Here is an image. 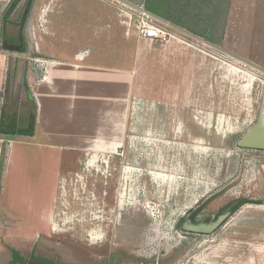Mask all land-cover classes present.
I'll return each instance as SVG.
<instances>
[{"label":"rangeland","instance_id":"rangeland-1","mask_svg":"<svg viewBox=\"0 0 264 264\" xmlns=\"http://www.w3.org/2000/svg\"><path fill=\"white\" fill-rule=\"evenodd\" d=\"M188 1L186 16L202 29L196 17L209 22L218 1ZM13 3L1 31L19 44L7 51L3 91L16 129L34 127L29 73L41 76V57L79 53L130 80L128 99L113 82L108 101L92 102L98 142L83 144L72 165L48 151L41 173L38 149L19 143L26 155L0 201V264H264V150L236 144L264 123V0H220L210 41L174 25L160 40L143 39L142 7L159 16L144 0ZM85 83L78 99L106 85ZM224 214L210 233L181 227Z\"/></svg>","mask_w":264,"mask_h":264},{"label":"crops","instance_id":"crops-1","mask_svg":"<svg viewBox=\"0 0 264 264\" xmlns=\"http://www.w3.org/2000/svg\"><path fill=\"white\" fill-rule=\"evenodd\" d=\"M13 2L14 0H0V128L2 126L5 130L4 133L0 131V162L4 148L3 163L0 172V201L4 197V184L6 181L8 183L9 178L15 171V161L17 160L18 162L22 160L21 158L26 155V150L18 149L17 146L19 143H24L27 147L32 145L39 150H37V155L40 156L42 161L41 173L44 172V169L46 172L49 170L48 166H45V161L51 157L48 151L53 152L54 155L57 156V160L61 161V167L67 162L69 165H72V160L80 159L77 152H81L83 144H90L87 149H92L97 145L98 139L95 138L97 136V124L95 123L97 118V107L95 103L99 101L101 103L108 101L109 89L111 90L113 82L115 86L120 84L122 90L125 87L126 98L128 99L129 97L130 79L128 71L85 64L82 62V57L79 53L74 54V56L70 58H67L69 56L63 58L57 55V57H41L40 60H38V62H40L39 64H41L40 66L43 67L41 76L34 79L33 71L29 73L32 78L29 97L33 98L36 105L33 121L34 127H32L33 134H11L10 131L12 129L14 130L16 126L13 125L15 123L13 120L14 117L10 116V113H6V111L8 112L6 109L9 108H7L3 91L5 88V78L9 61V54L7 51L9 49H18L19 47L17 46L19 44L10 43L6 40L8 39V35L1 31V20H3V16L7 15L11 10L12 4H14ZM155 17L158 18L159 16ZM161 19L162 18L159 20L162 21ZM163 21H165V24L168 23L166 24L168 27L162 25L161 27L168 31L169 27L172 25L184 27L169 20L163 19ZM184 28L187 29L186 27ZM200 35L198 36L204 39L202 36L203 34ZM143 39L150 41L155 39L160 40L157 38L145 37ZM204 40L207 41L206 39ZM20 41L21 40H19V42ZM76 49L80 50V48ZM19 50L22 51V49ZM97 70L101 72L100 75H95ZM90 79H95V82L106 85L103 90L93 92L92 94H83L80 92L78 99L75 95V91H77L78 88L81 90L83 83L86 85L85 82H88ZM108 82L111 84L108 85ZM87 95H90L89 98H91V100L89 99L90 105L83 106L82 102L85 101V96ZM93 101H95L94 104H92ZM65 104L66 107L64 109ZM77 104L79 109H77ZM80 111H85V113ZM32 114L33 113L30 112L28 115L30 122L33 116ZM66 118H69V120ZM120 143L119 140H116V142L110 141L109 144L110 147L116 145L113 147L116 148ZM84 155L92 159L98 156V153L89 151L85 152ZM65 171L66 169L61 170L60 168L57 172V183L61 176L66 173ZM68 173L78 174V171H75L74 166H71L68 168Z\"/></svg>","mask_w":264,"mask_h":264},{"label":"trees","instance_id":"trees-1","mask_svg":"<svg viewBox=\"0 0 264 264\" xmlns=\"http://www.w3.org/2000/svg\"><path fill=\"white\" fill-rule=\"evenodd\" d=\"M159 1L164 3L162 8L157 7V6H159V4H158ZM217 1L218 2L215 3L216 6L212 5L209 9V13H210L209 15L211 16V18L214 17L219 11L220 0H217ZM176 3H178V4H177V6L174 7L173 5ZM144 4H145L146 9L148 11H150L151 13L159 15L160 17L167 19V20H170V21H172V22H174L180 26H184L189 31H191L197 35L203 34L202 36L207 41H210V38L214 39V38H212V35L214 34L215 26H217L215 21H211V18H210L209 22L205 23V21H203V17L201 18V16H199L200 14H198V16L196 18L198 19L199 24L202 23V25H203V28L199 29V27H198L199 25L194 24L193 22H191L189 20V19H192V16L191 15H190L191 17L186 16L187 13L189 12L188 9H189V5H190L188 0H178V1H175V0H144ZM167 8H171V9L168 10ZM158 10H161V11L167 13V15L160 13ZM171 11H174V12L170 13ZM201 30H202V32H201ZM211 41H213V40H211ZM0 131L2 133L5 132V130L3 129L2 126L0 128ZM10 132H11V134H14V135H31V134H33V128H29L26 130L15 128L14 130L12 129ZM3 156H4V148H3L2 158H1V162H0V169H2Z\"/></svg>","mask_w":264,"mask_h":264},{"label":"water","instance_id":"water-1","mask_svg":"<svg viewBox=\"0 0 264 264\" xmlns=\"http://www.w3.org/2000/svg\"><path fill=\"white\" fill-rule=\"evenodd\" d=\"M238 147L264 150V123L262 118H259L245 133H243L236 141ZM227 214L219 216L215 221L191 222L186 219L182 224V229L190 232L210 233L212 232L225 218Z\"/></svg>","mask_w":264,"mask_h":264},{"label":"built area","instance_id":"built-area-1","mask_svg":"<svg viewBox=\"0 0 264 264\" xmlns=\"http://www.w3.org/2000/svg\"><path fill=\"white\" fill-rule=\"evenodd\" d=\"M148 18L152 19L153 17L150 16V14L146 12L142 7L141 16L138 19V29H140L139 32L142 34L143 37L159 38L163 34H169L168 30L161 27V25L164 27H168L165 23H163L156 17L153 18L155 22L152 23L146 20Z\"/></svg>","mask_w":264,"mask_h":264},{"label":"flooded vegetation","instance_id":"flooded-vegetation-1","mask_svg":"<svg viewBox=\"0 0 264 264\" xmlns=\"http://www.w3.org/2000/svg\"><path fill=\"white\" fill-rule=\"evenodd\" d=\"M19 40H21V39H20V37L18 38V43H19ZM17 45H18V44H17ZM189 218H190V220H191V221H193V222H196V219H197V218H195V217H192V216H191V217H189Z\"/></svg>","mask_w":264,"mask_h":264}]
</instances>
